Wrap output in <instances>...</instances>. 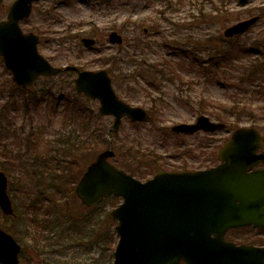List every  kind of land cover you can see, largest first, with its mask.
I'll return each instance as SVG.
<instances>
[{
	"label": "rangeland",
	"instance_id": "obj_1",
	"mask_svg": "<svg viewBox=\"0 0 264 264\" xmlns=\"http://www.w3.org/2000/svg\"><path fill=\"white\" fill-rule=\"evenodd\" d=\"M12 1H2L0 19L5 17ZM200 1L40 0L22 25V29L39 33V52L56 66L75 64L92 70L115 68L118 51L136 48L135 44L139 40L152 43L145 47L142 56L145 57L146 66L158 62L163 69V80L158 82V87L152 90H145L144 84L135 89L131 87L133 82L125 76V72L133 71L139 77L143 68L139 63L143 61L140 58H135L136 62L131 66L123 64L122 71L115 69L120 85L112 82L120 98L132 105L151 110V118L139 123L123 118L115 137L109 134L111 117H93L91 123L97 133L104 132V137L93 138L92 143L101 144V139L104 138L108 144L110 139L115 151L111 162L125 171L131 170L132 175L140 180L152 176L143 177L141 172L145 163L152 161L151 158H158L167 168H196L217 162L219 149L235 128L229 121L236 115L233 114L228 121H224L226 126L230 125L229 129L212 133L198 131L180 135L170 130V126L176 123L194 122L200 114L207 115L213 121H220L214 115L200 113V106L203 104L205 108L208 106L216 111L221 109L215 107L216 103L227 104L228 108L233 99H239L244 112L238 114V126L259 129L264 147V98L238 89L241 84L237 81L239 72L232 68L234 65L231 70L223 68V64L212 66L216 47L224 39L223 29L250 15L261 14L262 17L252 28L231 41L243 46L256 42L264 50V0H250L244 7H239L236 0H227L222 7L226 12L214 20L199 19L202 11H211L210 2L202 1L201 6ZM213 2L220 4L219 0ZM200 7H203L201 12ZM46 10H49V17L43 16ZM46 17L48 19L43 21ZM141 20L146 21L145 24L139 25ZM151 20L158 23V34L150 30L145 35L142 30L145 26L150 27ZM111 30L122 35L124 42L121 49L108 41L107 35ZM82 37H93L96 44L92 48H86L81 42ZM163 39L167 46L157 44V41ZM217 40L220 41L216 42ZM224 43L227 44V39ZM106 57L109 59L103 63ZM196 57L205 62L203 65L206 68L192 65ZM242 59L245 60V55ZM228 60L230 61V57ZM255 68L264 73V62ZM173 69L176 72L172 74ZM177 75H180L181 80H178ZM74 76L72 73L62 72L51 80L39 78L33 85L20 89L12 82L10 73L0 59V170L7 175L8 194L22 216L20 220L12 221L5 219L0 213V226L10 227L21 237V264H111L113 260L116 235L114 234L115 240L110 247L88 228L99 227L103 234L114 231L116 222L109 219L108 212L120 202L119 199L113 201L107 198L99 207L91 209L80 203L73 190L74 194L61 196L65 199L58 200L53 209H50L54 217L48 219L55 222L57 215L59 223L48 224L49 226L40 224L48 210H38L39 200L42 198L38 194L57 199V190L62 188L55 187L61 185L57 181L62 176L55 175L53 168L60 165L61 161H65L66 167L72 157L81 170L86 167V158L81 159L76 154L69 157V146L79 144L85 134L82 128V105L96 113L98 102L85 99L75 92ZM261 77L263 76L256 78V83H261ZM73 97L76 98V108L80 107V112L72 113L62 108ZM243 102H246L245 105H242ZM249 111L253 116L249 115ZM125 137H128L129 142L118 149L117 138L120 143ZM124 148H128L127 151ZM73 149L75 152V147ZM178 149L182 152H178ZM185 149L188 151L184 152ZM86 156L92 160L95 154ZM32 217H36L37 223L30 224ZM32 227L53 228L40 232L34 231ZM47 232L51 237L50 241L44 238ZM229 237H240L247 242L263 244L264 230L261 231L258 242H255L258 238L255 228L230 233Z\"/></svg>",
	"mask_w": 264,
	"mask_h": 264
},
{
	"label": "water",
	"instance_id": "obj_2",
	"mask_svg": "<svg viewBox=\"0 0 264 264\" xmlns=\"http://www.w3.org/2000/svg\"><path fill=\"white\" fill-rule=\"evenodd\" d=\"M1 1V0H0ZM36 0H14L7 18L0 21V55L13 82L26 87L39 76H53L61 68L52 66L37 51L38 36L23 33L18 21L29 16ZM247 0H238L244 5ZM258 16L239 21L224 29V36L242 33L258 20ZM111 43H121L116 31L108 34ZM85 46L94 39L83 37ZM64 70L77 73L75 89L98 99L100 115L113 116L112 131L118 132L122 117L143 121L147 112L131 106L114 92L105 69L80 70L66 65ZM224 123L199 115L194 123H178L172 131L214 132ZM254 127H238L219 151L220 163L209 169L185 172L158 171L142 182L110 162L115 155L111 142L86 167L75 186L80 202L92 207L109 195L120 196L122 203L108 216L117 220L119 239L112 264H264V246L235 245L223 239L230 226L240 224L264 226V169H252L264 162V151ZM0 210L16 217L7 193V177L0 171ZM220 224L222 227H208ZM214 235V236H212ZM20 245L0 227V264H20Z\"/></svg>",
	"mask_w": 264,
	"mask_h": 264
},
{
	"label": "trees",
	"instance_id": "obj_3",
	"mask_svg": "<svg viewBox=\"0 0 264 264\" xmlns=\"http://www.w3.org/2000/svg\"><path fill=\"white\" fill-rule=\"evenodd\" d=\"M205 0H201L200 1V5H203V2ZM208 2L211 3V11L209 12H201V9L203 7H200V15L198 16L199 19L202 20H214V19H219L220 17H222L224 14V12H226L225 9H223L222 7H224L225 3L227 0H219V5H217L215 2H213V0H206ZM221 6V7H219ZM209 9V10H210ZM215 11V13H213ZM197 17V18H198ZM146 22V21H145ZM145 22L143 20L139 21V25L141 24H145ZM159 28L158 23L155 20H152V22L150 23V29L153 31L155 30L157 32ZM220 40H217L216 42H219ZM226 41V39H222L220 43H218L219 45H217L216 47V51L214 54V62L212 66H220L221 64H223V68H228V70H231V67L234 65V71H238L239 75H238V83L241 84V86L238 87V89H240L241 91L245 92L248 91L250 92V94H255V96H257L258 98H264V73H262V71L257 70V68H255L256 65L261 64L264 62V54L260 53V56L257 57V55H255V48L259 47L257 45L254 46H243V45H238V44H233L231 40H227V44H225L224 42ZM232 43V44H231ZM217 44V43H216ZM151 46L152 44L149 42H144L143 40H139L138 43L135 44L136 48H125V49H121L122 45L119 46V48L121 49L120 51H118V57L115 56L116 61L114 62L116 67H110L108 68V71L110 73V75L112 76V81L113 83H116L118 86L120 85L118 82V74L115 72V69H118L122 71L123 68V64L131 66L135 61V58H140L139 63H141L142 65V70L139 74V77L137 75H135L132 71V73L126 71L125 76L129 77V79L131 80L132 85L131 87L135 89L136 86H140L144 84L145 90H152L156 87H158V82H162V77L161 74H163V69L159 66L158 62L157 63H149L146 66V62L145 57L142 56V51L144 49H146L145 47L147 46ZM138 48H140L141 50H139ZM241 52V53H238ZM250 52H254L253 54H251ZM245 53V54H244ZM246 54H250V55H246ZM245 55L246 58H248L247 60H243L242 57ZM230 57V61L228 60V58ZM109 57L104 59L103 63H106ZM211 60V57H210ZM111 62V61H110ZM138 63V62H137ZM205 62L202 61L200 58L196 57L193 59L192 61V65H195L197 67H201V68H206V66H204ZM176 71L173 69L172 74L175 73ZM259 76H263L261 77L262 81L261 83H256V78ZM176 77H178V80H181L180 75H177ZM129 84V83H128ZM130 87V88H131ZM236 88H237V84H236ZM138 90H140L138 88ZM247 92V93H248ZM252 97V96H251ZM256 97V98H257ZM202 101L204 102L205 100L202 99ZM239 99H233V101L229 104L228 108H226L227 104H222L221 102L216 103L217 105L215 106L216 108H221L219 110H211L208 108V106L205 108L203 105L200 106V113L202 112H206L209 113L210 115H214V117L217 120L220 121H228L229 117H231L233 114L236 115L235 117H233V119H230L231 121H229L231 124H233V127H237L238 126V114L240 112H244L242 111L243 108L242 106H240L239 104ZM38 103V101H37ZM211 106L212 104L210 102H208ZM246 102H243L242 105H245ZM215 105V103H213ZM77 103H76V98H72L71 100H68L64 103V109H68L69 112H80V107L76 108ZM203 108V110H201ZM149 111V109H148ZM151 111V110H150ZM149 111V116L151 118V113ZM219 111V112H218ZM91 112V113H90ZM249 115L253 116L252 112L249 111ZM93 117L95 118H103L101 116H99L97 113L92 112V110L90 111L89 108H86L85 106L82 105V119L84 121L82 128L85 132L84 136L82 137V141H80L79 144H71V146H69V148L71 150H69V157L73 156V155H80V158H86V162L84 163V167L85 165H87L91 160L90 158H88L86 156V154L89 155H96V153H98L99 151H101L102 149L106 148L108 144H106V140L103 138L102 143L101 144H93L92 140L94 139H98L99 137H104V132L102 133H97L96 129L94 127L91 126L92 121L94 120ZM254 118V117H252ZM230 125L226 126V129H229ZM96 132V135H94V133ZM112 135V134H111ZM113 136V135H112ZM115 137V136H114ZM127 142H129L128 137L122 138V141L120 143H118V138H117V143L116 146L118 149H120L124 144H126ZM131 144V143H130ZM73 147H75V152L73 151ZM128 148H124L125 151H127ZM184 151H187L186 149ZM94 157V156H93ZM129 159L132 160L131 157H129ZM152 161L145 163L144 165V169L141 170V172L143 173V177H148L149 175L153 174L157 169L160 168H164V169H171V170H177L178 168H167L165 165L162 164V161L159 160L158 158H151ZM66 163L65 161H61L60 165H56L55 168H53L54 174L62 176L61 179H59L57 182L58 184L61 185H57L55 186V184H53L55 187H62V188H58L57 193L59 195V197H57V199H52V197H46L43 194L39 193L38 195H40V197L42 196V198L40 199V197H38L39 200V207L38 210H40V212H42L44 210V208L48 210V213L45 214V218L41 219L40 224L43 225H48V224H58V218L57 215H55V222H53L52 220H49L48 218H53L54 213L53 211H50V209H53V207L56 205V202L59 200H64V197H61L63 195L68 196L70 193H73L74 190V186L76 184V182L78 181L82 171L80 169V166L78 165V163L76 162L75 158H69L68 160V165L65 167ZM183 168V167H182ZM181 169V168H179ZM128 172H130L131 174H133V172L131 170H128ZM135 175V174H134ZM68 179V180H67ZM67 180V181H65ZM53 186V187H54ZM63 187L65 190H63ZM52 191V190H51ZM50 193V192H49ZM57 195V196H58ZM110 199H112L113 201H117L119 198L118 197H109ZM106 200V199H105ZM16 213H17V218L16 219H12V218H8L5 217V219H10L12 221H18L20 220L21 216V211H19L16 207V204L14 205ZM99 207V205H96L95 207L91 208H97ZM61 212V211H60ZM59 212V213H60ZM58 213V214H59ZM36 218V217H35ZM34 217H32L30 219V224H34L37 223V220ZM49 226V225H48ZM5 230L9 231L10 233H12L19 241L21 240V237L17 236L16 233L10 228L7 227L6 225L2 226ZM34 229V231H40V232H44L46 230H51L53 227H32ZM90 231H92L94 234L99 235L100 237V241L106 243L107 245H109L110 247L112 246L114 240H115V236H114V231L110 230V232H108L107 234H103L100 230L99 227H89L88 228ZM111 229V227H110ZM44 236V235H43ZM32 237V236H31ZM45 239H49V241L51 240V237L49 235V233H46V236L44 237ZM34 239V238H33ZM38 246V245H37Z\"/></svg>",
	"mask_w": 264,
	"mask_h": 264
},
{
	"label": "flooded vegetation",
	"instance_id": "obj_4",
	"mask_svg": "<svg viewBox=\"0 0 264 264\" xmlns=\"http://www.w3.org/2000/svg\"><path fill=\"white\" fill-rule=\"evenodd\" d=\"M38 2H36L35 4H37ZM35 4H33V7L35 6ZM7 11H8V9H7ZM5 17H6V15H5ZM1 19H3V18H1ZM27 19H24V20H21L20 21V27L21 28H22L23 23H25V21ZM47 19L48 18H43V21L44 20H47ZM22 30L24 32L32 31L31 29H26V30L25 29H22ZM263 149H264V147H261L260 151L263 150ZM258 167H264V163L259 164ZM211 227H222V226L220 224H212ZM233 227H236V228H231V229H228L226 231V233H225V239L226 240L233 241L236 244H240V243H252V242H249V241L247 242L244 238H240V237H229V234L230 233H236L237 231L242 230V229H246V228H255V230L258 231V238L255 240V242H258L259 239H261V231H262V228H256V227H262V226H255V225H252V224H243V225H238V226H233ZM252 244L253 245H261L262 243H259V244L252 243ZM179 264H186V263L181 261Z\"/></svg>",
	"mask_w": 264,
	"mask_h": 264
}]
</instances>
